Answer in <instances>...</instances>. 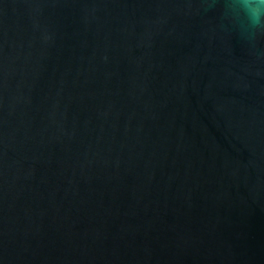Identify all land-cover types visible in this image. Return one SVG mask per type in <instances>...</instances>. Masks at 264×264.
<instances>
[{
    "label": "water",
    "instance_id": "1",
    "mask_svg": "<svg viewBox=\"0 0 264 264\" xmlns=\"http://www.w3.org/2000/svg\"><path fill=\"white\" fill-rule=\"evenodd\" d=\"M0 264H264V4L0 0Z\"/></svg>",
    "mask_w": 264,
    "mask_h": 264
},
{
    "label": "clouds",
    "instance_id": "2",
    "mask_svg": "<svg viewBox=\"0 0 264 264\" xmlns=\"http://www.w3.org/2000/svg\"><path fill=\"white\" fill-rule=\"evenodd\" d=\"M259 3L264 4V0H259ZM258 18V16H257Z\"/></svg>",
    "mask_w": 264,
    "mask_h": 264
}]
</instances>
